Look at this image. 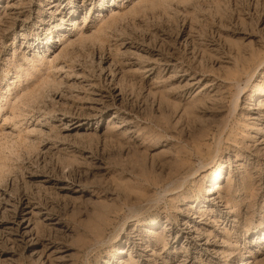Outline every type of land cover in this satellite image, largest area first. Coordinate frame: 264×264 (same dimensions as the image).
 Wrapping results in <instances>:
<instances>
[{"label": "rangeland", "instance_id": "1", "mask_svg": "<svg viewBox=\"0 0 264 264\" xmlns=\"http://www.w3.org/2000/svg\"><path fill=\"white\" fill-rule=\"evenodd\" d=\"M0 264H264V0H0Z\"/></svg>", "mask_w": 264, "mask_h": 264}]
</instances>
